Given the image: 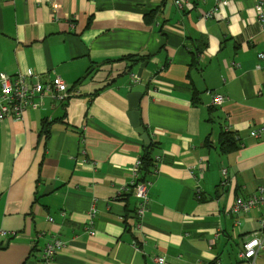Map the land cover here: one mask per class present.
<instances>
[{
    "label": "crops",
    "instance_id": "0c3cea01",
    "mask_svg": "<svg viewBox=\"0 0 264 264\" xmlns=\"http://www.w3.org/2000/svg\"><path fill=\"white\" fill-rule=\"evenodd\" d=\"M185 4L0 0V74H58L72 93L0 120V264H41L54 236L66 242L55 264H235L247 238L264 240V207L233 212L238 197L264 196V135H251L264 120L257 0ZM139 85L156 144V164L140 170L151 181L141 228L145 143L128 97ZM224 130L237 149L222 150Z\"/></svg>",
    "mask_w": 264,
    "mask_h": 264
},
{
    "label": "built area",
    "instance_id": "2783aa9c",
    "mask_svg": "<svg viewBox=\"0 0 264 264\" xmlns=\"http://www.w3.org/2000/svg\"><path fill=\"white\" fill-rule=\"evenodd\" d=\"M187 0H176V4L179 8L183 9ZM257 12L259 20L264 27V0H257ZM213 12H208L205 17L208 18ZM260 59H264V52L258 53ZM238 65V63L236 64ZM263 68L264 66L259 65ZM49 94L55 100L64 101L68 99L72 93L69 90L68 84L60 75H56L53 78L43 79L41 74L34 72L33 70L19 71L15 74H7L2 72L0 74V120L6 118L22 119L25 113L30 108H38L43 105L45 95ZM224 101V96L216 94L213 99L214 104H221ZM251 135L254 137H261L264 135V120L258 127H254L251 131ZM157 159H161L160 156ZM142 167V160L138 159L135 169L136 180L133 184L135 187V195L138 198V205L136 208V216L138 220L137 227L141 228L143 225V216L148 210L149 204V187L151 181L140 179V170ZM224 179L221 182L222 186H226L229 181L228 169L222 170ZM262 206L264 207V196H253L249 198L238 197L233 207L234 213L241 211H248L251 208ZM96 216V210H92L90 216V224L92 226L94 218ZM50 219H53L50 217ZM238 223H240L238 221ZM264 225V220H263ZM94 234V230L90 231ZM66 246V242L58 236L52 237L43 247L40 254L41 264H55V258L57 253ZM264 246V240L259 234H253L247 238L242 249L238 253V261L235 264H255V259L261 252ZM159 264H165L164 256H157Z\"/></svg>",
    "mask_w": 264,
    "mask_h": 264
},
{
    "label": "trees",
    "instance_id": "16d2710c",
    "mask_svg": "<svg viewBox=\"0 0 264 264\" xmlns=\"http://www.w3.org/2000/svg\"><path fill=\"white\" fill-rule=\"evenodd\" d=\"M142 60V58H141ZM239 137L236 136V134L231 130H224L221 134V147L222 150L225 151H232L239 147ZM156 144L154 142H151V144L147 145L145 144L144 154L141 158L142 160V167H141V173L142 171H151L154 164H156ZM141 180H144V177L140 178Z\"/></svg>",
    "mask_w": 264,
    "mask_h": 264
},
{
    "label": "water",
    "instance_id": "95a60500",
    "mask_svg": "<svg viewBox=\"0 0 264 264\" xmlns=\"http://www.w3.org/2000/svg\"><path fill=\"white\" fill-rule=\"evenodd\" d=\"M147 65V62H143L139 68L138 76L142 77L143 68ZM145 86L139 85L133 89V91L128 95L130 103V117L132 123L136 127L137 131L141 134L142 139L145 144H151L152 140L150 134L146 131L145 127L141 124L140 112L138 111L139 102L144 95Z\"/></svg>",
    "mask_w": 264,
    "mask_h": 264
}]
</instances>
